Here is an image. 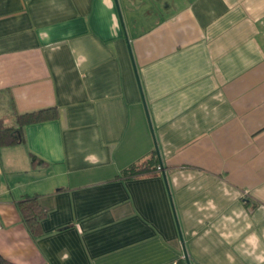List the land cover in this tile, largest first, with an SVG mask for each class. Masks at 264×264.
<instances>
[{
    "label": "crops",
    "instance_id": "1",
    "mask_svg": "<svg viewBox=\"0 0 264 264\" xmlns=\"http://www.w3.org/2000/svg\"><path fill=\"white\" fill-rule=\"evenodd\" d=\"M39 110L0 147L7 260L264 264V0H0V119Z\"/></svg>",
    "mask_w": 264,
    "mask_h": 264
},
{
    "label": "trees",
    "instance_id": "2",
    "mask_svg": "<svg viewBox=\"0 0 264 264\" xmlns=\"http://www.w3.org/2000/svg\"><path fill=\"white\" fill-rule=\"evenodd\" d=\"M44 110L22 113L17 116L15 126H7L0 119V147L11 146L22 143L24 141L23 129L26 125L35 123L43 119ZM44 161L36 155H32V165L41 166ZM158 168L157 154L154 152L151 155L143 158L140 161L134 162L118 174L120 179H135L140 176L153 174ZM23 220L28 227L30 233L34 236L41 234V222L46 217V211L40 203L38 195L25 196L18 202ZM0 264H16L7 260L0 254Z\"/></svg>",
    "mask_w": 264,
    "mask_h": 264
},
{
    "label": "water",
    "instance_id": "3",
    "mask_svg": "<svg viewBox=\"0 0 264 264\" xmlns=\"http://www.w3.org/2000/svg\"><path fill=\"white\" fill-rule=\"evenodd\" d=\"M156 153H157V158H158V162H159V164H160V168H162V163H161V160H160V155H159V152L156 150ZM164 174V173H163ZM186 253V252H185ZM185 259H186V263L187 264H189L188 263V257H187V255L185 254Z\"/></svg>",
    "mask_w": 264,
    "mask_h": 264
},
{
    "label": "built area",
    "instance_id": "4",
    "mask_svg": "<svg viewBox=\"0 0 264 264\" xmlns=\"http://www.w3.org/2000/svg\"><path fill=\"white\" fill-rule=\"evenodd\" d=\"M158 169H159V167H158Z\"/></svg>",
    "mask_w": 264,
    "mask_h": 264
},
{
    "label": "rangeland",
    "instance_id": "5",
    "mask_svg": "<svg viewBox=\"0 0 264 264\" xmlns=\"http://www.w3.org/2000/svg\"><path fill=\"white\" fill-rule=\"evenodd\" d=\"M160 168V167H159Z\"/></svg>",
    "mask_w": 264,
    "mask_h": 264
}]
</instances>
